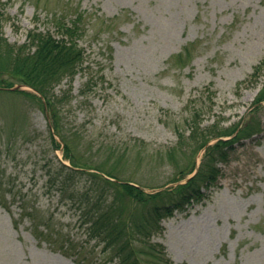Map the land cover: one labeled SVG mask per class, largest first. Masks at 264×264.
I'll list each match as a JSON object with an SVG mask.
<instances>
[{
    "label": "rangeland",
    "instance_id": "obj_1",
    "mask_svg": "<svg viewBox=\"0 0 264 264\" xmlns=\"http://www.w3.org/2000/svg\"><path fill=\"white\" fill-rule=\"evenodd\" d=\"M0 2L9 44H23L31 30L54 34L57 15H82L84 67L55 89L70 88L63 132L76 134L82 161L110 164V148L127 153L122 175L158 187L175 170L159 152L175 143L177 126L188 133L192 115L199 113L202 128L258 122L259 134L233 143L208 196L163 219L151 242L172 264H264V101L254 103L264 71L242 83L264 57V0ZM16 85L0 86V264H115L87 239L72 197L89 176L66 179L38 101L10 90ZM24 205L38 207L34 226L52 216L53 242L35 236Z\"/></svg>",
    "mask_w": 264,
    "mask_h": 264
},
{
    "label": "trees",
    "instance_id": "obj_2",
    "mask_svg": "<svg viewBox=\"0 0 264 264\" xmlns=\"http://www.w3.org/2000/svg\"><path fill=\"white\" fill-rule=\"evenodd\" d=\"M4 5L5 3L0 2V74H6L8 79L1 78L0 86L10 87L16 82L37 92L20 91L22 95L38 101L50 130L54 149H61L62 159L70 164L66 166L59 161L62 173L66 174L67 180L82 174L89 176L90 185L87 188L75 189L74 193L72 192V197H76L80 204L79 218L81 225L86 226L87 239L102 245L100 253L108 255V258L104 259L106 262L172 264L170 259L165 257L164 246L151 242L155 235L163 231L162 220L172 216L176 210L183 211L193 203L205 199L221 175L220 164L228 162L233 143L259 134L262 131L259 123L247 120L227 129L216 122L202 128L199 113L192 115L190 120L186 119L188 133L185 134L184 128L177 126L175 143L163 153L159 152V156L175 169L167 183L182 180L193 172L197 154L210 139L221 136L231 138L217 140L205 148L196 173L186 182L158 192H147L143 185L122 175L120 168L128 162L125 159L127 153L116 152L110 148V155H113L115 160L110 164L105 161L93 165L89 161H82L76 134L73 136L63 132L61 110L64 105L70 103V88L60 89L57 94L55 89L63 80L67 79L70 83L84 67V49L79 44L80 33L77 24L82 15L77 10L66 19L58 18L57 15L53 19L56 26L54 34L49 31L31 30L28 31L27 41L16 45L7 43L1 36V10ZM261 71H264V57L253 66L242 83L251 82ZM262 101L264 79L254 103L260 105ZM54 134L61 142L56 140ZM142 151L143 149H140V154L137 153L139 157L143 156ZM38 211L35 205H24L21 215L30 218V227H34L32 231L37 238L53 242L50 240L53 238V232L49 229L52 226V216H42V223L34 226L32 217ZM39 224H43L46 230L38 233ZM64 245L65 243L61 244L59 249L68 254ZM77 261L89 264L84 259L78 258Z\"/></svg>",
    "mask_w": 264,
    "mask_h": 264
},
{
    "label": "water",
    "instance_id": "obj_3",
    "mask_svg": "<svg viewBox=\"0 0 264 264\" xmlns=\"http://www.w3.org/2000/svg\"><path fill=\"white\" fill-rule=\"evenodd\" d=\"M16 88H23L22 87V85H17V86H14V87H12L11 89H16ZM209 144H211V142H208L207 144H206V146L207 145H209ZM195 173V171L190 175V176H188L185 180H183V181H179V183H182V182H185V181H187L193 174ZM176 184V183H175ZM162 188H154V189H150V191H152V192H156V191H159V190H161Z\"/></svg>",
    "mask_w": 264,
    "mask_h": 264
}]
</instances>
